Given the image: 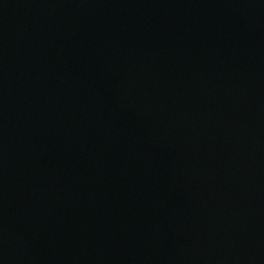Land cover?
Here are the masks:
<instances>
[{
  "label": "water",
  "instance_id": "95a60500",
  "mask_svg": "<svg viewBox=\"0 0 264 264\" xmlns=\"http://www.w3.org/2000/svg\"><path fill=\"white\" fill-rule=\"evenodd\" d=\"M0 264H264V0H0Z\"/></svg>",
  "mask_w": 264,
  "mask_h": 264
}]
</instances>
